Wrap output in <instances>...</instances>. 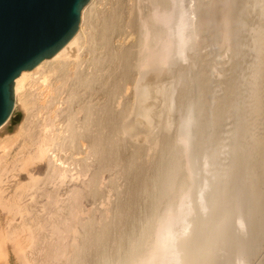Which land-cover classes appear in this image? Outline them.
<instances>
[{"label":"bare ground","instance_id":"1","mask_svg":"<svg viewBox=\"0 0 264 264\" xmlns=\"http://www.w3.org/2000/svg\"><path fill=\"white\" fill-rule=\"evenodd\" d=\"M205 35L224 42L208 64L196 54ZM174 69L175 81L160 78ZM214 72L226 81L221 94ZM150 91L164 93L172 112L164 127L182 148L155 132L144 135L145 160L131 148L130 164L162 165L161 178L113 263L252 258L260 241L251 223L264 215V0H89L71 39L14 80L13 110L0 125V264H11L10 253L18 264H85L87 249L105 244L106 221L85 237L93 222L82 200L119 164L127 138L151 125Z\"/></svg>","mask_w":264,"mask_h":264},{"label":"rangeland","instance_id":"2","mask_svg":"<svg viewBox=\"0 0 264 264\" xmlns=\"http://www.w3.org/2000/svg\"><path fill=\"white\" fill-rule=\"evenodd\" d=\"M186 2L182 3V4H184L183 6H186L185 5ZM207 36L210 38V35H207ZM207 36L205 35L206 39L204 38L203 41H200V43H198L200 45L201 43L203 44V42L205 41L204 45H202L204 48L203 47L200 48V46H198V44L196 45V47L199 48V51H198L199 53L197 52L196 54H198L199 56L201 54V56L205 58V59L203 58L204 60H206L205 62H207V64H208V63L213 62L216 59V57L219 54L222 53L220 51L222 46H220V45L222 43H223L222 45H224V42H222L220 44L221 40L220 41L219 40L215 41L214 42L215 46H214V44H212L209 41L210 39L207 40L208 39ZM208 43L210 45L207 46ZM211 45H213V46H211ZM219 47H220V49H219ZM197 48H194V50L195 49L197 50ZM214 49H216V50H214ZM218 49H219L220 52H216V51H218ZM194 50H193V52L195 54L196 50L195 51ZM213 52L216 53V54H214ZM223 54L225 55V53H223ZM211 55L212 56L214 55V56L212 57ZM225 56H227V54ZM206 57H207V59H206ZM209 58H211V60ZM223 60H226V59H222V61H220L221 65H225L224 62H226V61H223ZM186 62H188V60ZM180 63H182V62L178 61V65ZM170 72H172V70L171 71H167L166 73H163L160 78L162 80H164L165 82L169 81V80L171 81V79H172V81H175L177 72L175 71V69L173 70L172 73H170ZM214 73L216 75H214ZM214 73L212 74V76L213 77L214 76H216V77L218 76V77L217 78L214 77V79L212 78L213 81L211 80V82L216 83L217 80L215 81V78L218 79L221 76L219 75V73L217 74V72H214ZM171 76H173V77H171ZM209 77H210V75H209ZM166 78L169 79V80H167ZM223 78L225 79V77H223ZM208 79H211V78H208ZM221 79H222V77L220 78V80ZM221 81H220L221 83L219 82V80H218V83H216V84L212 83V85H214L213 90H212L213 94H214V91H215L216 94H217V92L220 93V92L224 91V90L223 91H220V90H221V88L222 89L224 88L225 84H222V83H225L226 81L223 80V79ZM178 86H179V84L176 85V87H178ZM218 86L221 87V88H219ZM216 89H218L219 91L216 90ZM155 92L156 91H154V92L150 91V99H149V101L151 102V107H152V109H151V117H152L151 119L152 120L150 122L151 125L150 126H149V124L148 125H144V126L141 125L139 127L140 129L137 128L136 129L137 131L136 130H135L136 132L134 131L136 134H138L137 136H136V134H132V135L129 136L130 138L129 137L127 138V143L126 142L124 143L125 144V146H124L125 149L124 150H123V148L121 149L122 155H121V159H120L119 164L112 165L109 169L103 171L101 173L102 182L97 187V190L96 191L89 190L85 194V196L83 197V199H84V200H82L83 207H84V209H87V210L89 209L88 216L90 217L91 221L93 222V224L91 226V229L86 232L85 237L88 238V233L90 234V233H94L95 231H98L99 227L101 226V222H103V221H106V225H107V228H108V231H109L107 233V238L108 239H106L105 244L103 243L104 245L102 244V245H98V246H90L87 249L86 252H87L88 255L86 254V256H85V264H104L105 261L107 262V260H108V263L114 264L113 262L119 257V255L117 253V242H118L119 238L121 236H123V235L125 236L126 234L130 235V236L132 234L134 235L135 231H136V228H137V225L139 224V223H137L138 219L145 212L149 211V209H150L152 195L155 194V191H154V194H153V192L147 193V189L151 185H153L154 183L157 184L158 183V179L160 181L161 177L154 176V175H155V173L157 171L160 170L158 168H160L162 165L158 166V164H146V163H144V164H138V163L132 164L131 163L130 164V162H131L130 161L131 160V155H130L131 154V148L134 147V146H138L139 151H138V154H137L138 155L137 158L139 157V158L145 160V158L148 156V155H146V153L148 154V152L146 150V147H147V141L146 140L147 139L146 138L144 139V137L148 133L155 132V134L157 133V135L160 136V138L168 139L170 137L169 140H168L170 144H173V142L176 141V139H174L173 141L171 140V138L172 139H173V137L175 138V136L172 135L173 134L172 131L175 128L171 127V128H169L170 129V131H169L168 128L164 127V120L168 116L170 118L172 117V112H171V114L169 113V111H168V113H166L167 111L165 110V106L166 105H164V103L166 104V101L164 102V100H165L166 97H165V95H163V96L161 95L162 92H160V95H159V91H158V94L155 93ZM174 93H175L174 96H173L174 97V104L175 105H178L177 103L182 104L181 102H183V101H181V99H179L178 96H177L178 91H175ZM162 94H164V93H162ZM190 94H191V91H190ZM218 96L215 95V97H217V98H218ZM152 99H154V100H152ZM158 99H159V101H157ZM178 100H179V102H178ZM161 101H163V103ZM153 108H154V110H153ZM161 111H162V113L160 114ZM158 114H159V116H158ZM164 115H165V117H164ZM175 115L177 116V114L175 112H173V116H174L173 118H175ZM162 120H163V122H162ZM156 122H158V125L156 124ZM154 127L155 128L158 127L159 130H158V128L155 129ZM165 128L168 129V130H165ZM163 130H164V132H163ZM175 131H176V129H175ZM175 134L176 133H174V135ZM176 136H177V134H176ZM138 137H139V140H137ZM140 138L142 139L141 141H140ZM176 144H177V142L173 144V148L175 146V149L177 147L180 149V147H181V146H179V145H181L180 142H178V144H177L178 146ZM140 153H141V156H139ZM167 153H169L167 150H166V153L163 151L161 153V156L162 157L163 156H165V157L167 156L168 157ZM170 154H169L170 157H168V158L167 157L166 158L163 157L164 159L162 158L161 162H167V160H169L171 158V156H172V154L171 155ZM38 166L41 167V170L43 171L44 168L46 167V164L42 162ZM144 173L146 175V178L139 179L140 178L139 177L140 174H144ZM136 188H137V190H136ZM107 191H108V193H107ZM107 194H108V196H107ZM105 197H106V200H105ZM100 203L102 205H100ZM107 209L109 210V212H108L109 216L107 218H104L105 220H103L102 216H103V214L105 212L104 210H107ZM117 212H119V214L121 215L119 221L117 220L118 216H116V217L114 216L115 213L117 214ZM86 215L87 214H85V216ZM263 216L264 215L261 216L262 219H259V220L257 219L259 224L262 223V225H261L262 227L258 223L257 224L254 223V222L251 223L252 225L254 224L255 227H257V228L254 227L255 229H253V230H255V232L253 231V233H257L256 230L258 229V232H259L258 235L259 236L257 234L256 235L258 236L257 237V241H260V242L258 244L256 243V241L254 242V244L256 243L257 245L255 244L256 245V248H255L254 244H253L254 248H252V250H251V253H253V255L251 256V254H250V256L252 258H250L249 255H248V257H247L248 259L246 258L247 262H245V263L243 262L242 264H247V263L248 264H261L262 262L264 264V261H263V259H264V228H263L264 227L263 226L264 220H263ZM112 222H113V224H112ZM117 229L120 230V231L118 232ZM251 229H252V227H251ZM250 231H252V230H250ZM248 235L249 234L247 233V235H245V238H247ZM250 237H253V236L250 235ZM128 247H129V244L125 243V249L124 250L127 251L129 249ZM248 253H250V252H248ZM122 255L124 256V254H122ZM122 255H121V257L124 258L125 256L123 257ZM103 256H105L104 257L105 259H102ZM248 260H249V262H248ZM261 260H262V262L258 263ZM10 261H11V264H18L17 261L15 260V257L11 253H10Z\"/></svg>","mask_w":264,"mask_h":264},{"label":"water","instance_id":"3","mask_svg":"<svg viewBox=\"0 0 264 264\" xmlns=\"http://www.w3.org/2000/svg\"><path fill=\"white\" fill-rule=\"evenodd\" d=\"M89 0H0V125L14 106V80L76 33Z\"/></svg>","mask_w":264,"mask_h":264}]
</instances>
